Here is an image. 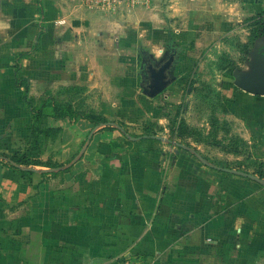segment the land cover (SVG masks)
Masks as SVG:
<instances>
[{"label":"rangeland","instance_id":"1","mask_svg":"<svg viewBox=\"0 0 264 264\" xmlns=\"http://www.w3.org/2000/svg\"><path fill=\"white\" fill-rule=\"evenodd\" d=\"M86 1L98 15L94 30L87 19H74L81 0H62L59 16L48 9L43 23L30 24L40 36L27 47L6 41L12 54L0 68V159L35 152L39 160L72 165L81 152L71 128L94 114L119 126L130 143L160 139L178 153L264 179L255 174L264 172L260 156L241 137L248 130L242 112L259 105L244 84L256 68L264 70V19L255 25L264 0H211L210 10L207 0H184L183 17H170V0ZM207 22L218 37L184 56L187 69L178 54L168 71L172 83L150 97L148 65L167 62L181 35L191 37L184 42L190 49ZM257 222V253L264 254V219Z\"/></svg>","mask_w":264,"mask_h":264},{"label":"crops","instance_id":"2","mask_svg":"<svg viewBox=\"0 0 264 264\" xmlns=\"http://www.w3.org/2000/svg\"><path fill=\"white\" fill-rule=\"evenodd\" d=\"M61 4L62 0H0L1 70L12 54L6 41L24 40L27 47L29 39L40 36L39 26L30 24L43 23L48 9L56 17ZM206 4L210 10L212 1ZM78 6L79 12L72 8L74 19H87L94 30L98 15L86 0ZM183 6L184 0H170V17L185 16ZM213 25L207 22L206 33L196 37L190 49L184 42L191 37L181 35L182 46L176 45L172 54L175 60L180 54L183 69L190 64L184 56L188 60L206 41L218 37L220 30ZM256 97L260 98L250 96V101L259 105L242 112L248 130L241 137L264 166V95ZM80 120L68 135L81 152L72 165L42 157L45 165L23 175L0 159V264L264 261V254L257 253L256 233L257 220L264 219L263 178L218 170L219 161L199 160L183 149L178 153L160 139L130 143L117 126Z\"/></svg>","mask_w":264,"mask_h":264},{"label":"water","instance_id":"3","mask_svg":"<svg viewBox=\"0 0 264 264\" xmlns=\"http://www.w3.org/2000/svg\"><path fill=\"white\" fill-rule=\"evenodd\" d=\"M175 60V55L172 54L167 62H165L160 68H153L151 71V82L149 85V96L155 97L158 94L162 93L170 84L172 83V80L169 79L168 71L172 68V65ZM263 82V85L261 84ZM259 83V86L257 85ZM244 89L254 95H264V70H262L260 67L256 68L255 73L252 74L247 82L244 84ZM119 127V126H117ZM120 128V127H119ZM215 167V166H214ZM218 170L225 171L231 174L239 175L242 177L254 179V180H260L259 177L249 174L246 172H242L236 169L231 168H222L216 166Z\"/></svg>","mask_w":264,"mask_h":264},{"label":"trees","instance_id":"4","mask_svg":"<svg viewBox=\"0 0 264 264\" xmlns=\"http://www.w3.org/2000/svg\"><path fill=\"white\" fill-rule=\"evenodd\" d=\"M264 19V12L262 13V16H260V20H258L255 25L257 26H261V20ZM85 119H87L88 121H90L91 123H93L95 126H100L103 124H106L107 122L105 120H100V117L94 114L91 115H87L84 117ZM108 128H112V127H108ZM40 150H38V154H39ZM37 153H30V155H4L2 159L4 162H6L12 169L19 171L21 174L23 175H27V174H32V170H30V167H34V166H41V165H45L41 160H39V155L38 157H35ZM33 157V158H32ZM30 158H32V160H30ZM255 174H264L263 170H258L255 172ZM261 175V176H262Z\"/></svg>","mask_w":264,"mask_h":264},{"label":"flooded vegetation","instance_id":"5","mask_svg":"<svg viewBox=\"0 0 264 264\" xmlns=\"http://www.w3.org/2000/svg\"><path fill=\"white\" fill-rule=\"evenodd\" d=\"M153 68H155L152 64H149L148 65V72H149V76H150V79H151V71L153 70ZM261 84L263 85V82H261ZM257 85L259 86V83H257Z\"/></svg>","mask_w":264,"mask_h":264}]
</instances>
